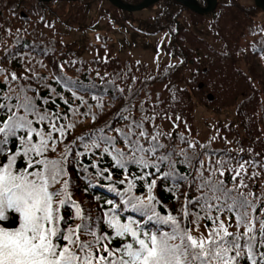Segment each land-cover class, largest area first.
Instances as JSON below:
<instances>
[{
    "label": "snow or ice",
    "instance_id": "obj_1",
    "mask_svg": "<svg viewBox=\"0 0 264 264\" xmlns=\"http://www.w3.org/2000/svg\"><path fill=\"white\" fill-rule=\"evenodd\" d=\"M18 62L22 75L0 68V264H264V188L250 182L264 164L210 149L216 137L201 144L186 122L177 142L155 114H133L131 88H115L122 103L110 111L95 84L67 75L74 61L47 76L32 54ZM74 174L119 199H77Z\"/></svg>",
    "mask_w": 264,
    "mask_h": 264
},
{
    "label": "trees",
    "instance_id": "obj_2",
    "mask_svg": "<svg viewBox=\"0 0 264 264\" xmlns=\"http://www.w3.org/2000/svg\"><path fill=\"white\" fill-rule=\"evenodd\" d=\"M122 1L139 5L144 0ZM234 2L237 7H230L229 0H217L213 12L198 15L176 0H161L140 12L120 10L108 0L50 3L0 0V59L9 52L16 53L8 56L7 63L0 64V68L22 75L24 65L18 62V57L24 53L34 55L35 60L47 65L46 69L36 66L45 76L53 71L54 63L74 61V67L66 68L67 75L78 78L85 87L95 84L93 91L103 95L106 104L113 105L110 111L114 112L122 103L119 98L111 99L118 95L115 88L123 87L126 96L131 95L128 93L131 88L135 93L132 103L136 105L133 114L137 118L155 114V124L163 132H172L174 138L177 133L188 135L186 122L194 139L195 113L200 107L208 109L216 116L214 123L208 126L211 138L216 137L210 149L217 152L229 149L234 156L264 164V32H261L264 25L257 19L261 9L245 6L240 0ZM202 4L206 2L202 0ZM46 23L54 27H45ZM170 29L175 31L170 32ZM74 30L93 35L90 46L95 55L92 58L84 56L86 50L76 52L79 47L76 43L70 45L62 41L61 34ZM121 32L147 43L153 39L151 45L163 53L165 60L153 67L139 60V63L123 61L112 55L116 35ZM33 48L34 54L30 51ZM45 51L47 55L43 54ZM225 52L227 55L223 54ZM97 71L103 80L97 77ZM3 81L0 75V84ZM216 100L224 103L218 106ZM141 103L143 113L139 110ZM177 116L181 119L173 132ZM102 166H108L107 159L102 161ZM253 170L260 171L249 167V175ZM74 182L80 187L77 199L88 201L95 196L119 199L107 191V182H96L86 189L87 181L78 174H74ZM250 182L264 188V176ZM164 188V185L158 188L160 199L176 206ZM65 214L71 213L66 209ZM128 215L138 218L135 213Z\"/></svg>",
    "mask_w": 264,
    "mask_h": 264
},
{
    "label": "rangeland",
    "instance_id": "obj_3",
    "mask_svg": "<svg viewBox=\"0 0 264 264\" xmlns=\"http://www.w3.org/2000/svg\"><path fill=\"white\" fill-rule=\"evenodd\" d=\"M245 6H255L254 0H240ZM257 19L260 24L264 25V12L258 11L257 12ZM103 28V26L101 27ZM85 33H80L78 31H69L64 34H61L62 41L65 44H72L76 43L79 47L76 48V52L84 53L85 50L87 54L84 56L86 58H92L95 54L92 52L91 43L93 42V35L90 36ZM117 42L111 49V54L114 56L119 57L123 61H141L150 64L153 67L158 66L165 60V56L160 51L155 50L151 45L153 39L150 41L144 42L142 40H138V38L133 39L132 37L128 36L124 32H121L116 35ZM79 49V50H78ZM241 64V63H240ZM242 66V64H241ZM240 66V67H241ZM213 100V98H212ZM224 103L223 101L216 100L215 104L221 106ZM227 103V102H226ZM231 103L228 102V105ZM208 109L199 108V110L195 113L196 119L194 121V129L196 131V135L194 139L202 141L204 144L207 143L211 139V134L209 133V125L211 126L214 121L216 120V116L207 111ZM215 116V117H214ZM226 119V118H222Z\"/></svg>",
    "mask_w": 264,
    "mask_h": 264
},
{
    "label": "water",
    "instance_id": "obj_4",
    "mask_svg": "<svg viewBox=\"0 0 264 264\" xmlns=\"http://www.w3.org/2000/svg\"><path fill=\"white\" fill-rule=\"evenodd\" d=\"M40 1L45 2V3L46 2L50 3L52 1H57V0H40ZM61 1L72 2V1H78V0H61ZM160 1L161 0H144L139 5H132V4H127L123 2L122 0H108V2H110L116 8L123 10V11H127V12H140V11L150 8L153 5H156ZM176 1L184 5V7H186L190 11L196 14H199V15L210 14L217 7V0H205L206 6H203L200 0H195V4L197 5L196 7L192 6L193 0H176ZM254 2L258 8L264 11V0H254Z\"/></svg>",
    "mask_w": 264,
    "mask_h": 264
}]
</instances>
